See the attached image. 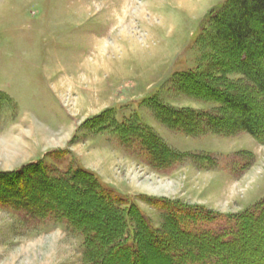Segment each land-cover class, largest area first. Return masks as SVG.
Segmentation results:
<instances>
[{
	"label": "rangeland",
	"instance_id": "374dc122",
	"mask_svg": "<svg viewBox=\"0 0 264 264\" xmlns=\"http://www.w3.org/2000/svg\"><path fill=\"white\" fill-rule=\"evenodd\" d=\"M225 1L0 0V264H90L81 231L27 209L35 202L4 180L38 161L57 172L80 165L158 229L163 200L239 215L264 198V140L244 131L215 133L204 123L187 134L165 124L156 109L218 110L216 101L178 85L183 72L212 67L201 44L208 42L211 10ZM130 125L137 133L128 132ZM149 133L182 156L165 167L150 161L148 142H140ZM33 186L31 199L82 212L86 195L74 188L71 202L60 188ZM259 222L252 220L247 239L258 237ZM145 242L139 256L126 252L113 264H170V244ZM253 246L240 254L264 256Z\"/></svg>",
	"mask_w": 264,
	"mask_h": 264
},
{
	"label": "trees",
	"instance_id": "16d2710c",
	"mask_svg": "<svg viewBox=\"0 0 264 264\" xmlns=\"http://www.w3.org/2000/svg\"><path fill=\"white\" fill-rule=\"evenodd\" d=\"M208 19V42L201 45L205 47V57L212 62V67L206 72H183L179 75L178 86L185 94L195 91L190 94L216 101L218 110L208 114L188 108L156 106L158 114L169 127H182L187 134L196 133L204 123L215 133L244 131L261 142L264 140V111L255 110L252 97L256 95L264 107V0H226L220 8L211 10ZM228 74L237 75V79H228ZM202 76L213 84L201 81ZM232 110L237 111L235 120H232ZM127 127L128 132L137 133L136 127ZM140 137L141 143L143 140L148 142L145 146L149 160L162 167L183 154L172 151L153 133L146 138ZM5 178L10 186L18 189L15 191L23 193L24 199L35 202L36 205L27 209H32L38 216L49 212L81 231L85 256L90 264L119 262L120 258L127 257L126 252L139 256L140 246L149 245L145 242L147 239L159 241L155 245L157 248L166 244L172 246L171 254L166 258L170 264H264V256L252 255L251 258L248 254L245 258L240 254L253 245L264 248V198L239 215H211L201 207L189 208L163 200L161 208L165 214L162 227L158 229L134 205L123 208L118 194L112 188L101 186L93 173L80 165L57 172L48 170L38 161ZM33 185L45 189L60 188L70 195L71 202L75 198L74 188L79 195H86L82 212L67 205L59 206L52 200L37 202L31 199L33 189L37 188ZM71 202L68 206H72ZM89 206L97 209L95 216L86 213ZM254 219L260 221L257 227L253 225L254 235L258 234V237L247 239L245 235ZM181 228L183 232H177ZM162 229L164 233L160 232ZM193 229L196 231L192 232Z\"/></svg>",
	"mask_w": 264,
	"mask_h": 264
}]
</instances>
